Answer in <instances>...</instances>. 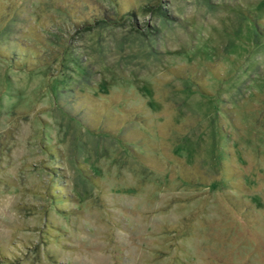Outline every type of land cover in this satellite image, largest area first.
I'll list each match as a JSON object with an SVG mask.
<instances>
[{
  "label": "rangeland",
  "instance_id": "rangeland-1",
  "mask_svg": "<svg viewBox=\"0 0 264 264\" xmlns=\"http://www.w3.org/2000/svg\"><path fill=\"white\" fill-rule=\"evenodd\" d=\"M0 264H264V0H0Z\"/></svg>",
  "mask_w": 264,
  "mask_h": 264
}]
</instances>
